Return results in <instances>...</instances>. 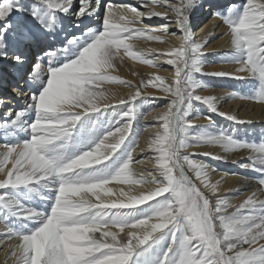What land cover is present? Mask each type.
Masks as SVG:
<instances>
[{
  "label": "snow or ice",
  "instance_id": "snow-or-ice-1",
  "mask_svg": "<svg viewBox=\"0 0 264 264\" xmlns=\"http://www.w3.org/2000/svg\"><path fill=\"white\" fill-rule=\"evenodd\" d=\"M144 6L0 0V264H264V134L241 137L256 121L220 111V97L201 95L210 85L198 78L240 81L247 91L228 98L264 107V0ZM197 10L222 23L220 61L233 71L204 70L214 33L197 40ZM154 17L159 28L144 23ZM141 40L169 47L141 48ZM126 59L174 72L137 85L117 74ZM113 84L135 91L117 97ZM148 85L164 95L142 93ZM159 99L167 104L149 123L144 109ZM198 105L232 127L218 128L211 115L195 124ZM200 146L219 152L192 151ZM200 155L252 173L239 180L253 190L234 203L241 188L221 185L238 174L213 180L217 169ZM146 161L151 167H138Z\"/></svg>",
  "mask_w": 264,
  "mask_h": 264
},
{
  "label": "bare ground",
  "instance_id": "bare-ground-1",
  "mask_svg": "<svg viewBox=\"0 0 264 264\" xmlns=\"http://www.w3.org/2000/svg\"><path fill=\"white\" fill-rule=\"evenodd\" d=\"M113 5H122L127 4L132 7H136L139 11H147L148 7H152L151 4H148V7L144 5L148 3V0H110ZM175 2V0H173ZM119 11V8L116 9ZM157 11H164L163 8H156ZM194 15L195 21H197L195 27L193 28V32L197 40H200L203 37L208 36L209 33H214L209 39L205 48V52L207 53L203 57V67L206 72L212 71H233L236 66L222 63L220 61V56L227 50L228 38L223 36L224 27L222 23L213 17H211L206 10H198ZM163 21L158 18H152V20H148L144 18V23L152 28H159ZM198 26V27H197ZM174 25H170V28H174ZM161 35H163L161 33ZM179 35V33H177ZM141 48H157V49H167L169 44L161 43L157 41H134ZM171 43H178L177 40L171 38ZM119 71L118 75L122 78L131 80L135 84L139 85L140 79L143 78L145 82L149 79L151 73H158L165 77H170L174 68L172 66L163 63L162 61L159 63L158 67H152L149 65H144L139 63L138 61L127 60L124 65H118ZM133 71H137L139 76L132 75ZM198 78L202 79L206 84L210 85L209 88L201 90V95H215L220 97L218 102V108L220 111H225L232 114H237L242 118H250L256 121L255 124L251 126H245L240 129V136L245 137V132L250 133L251 135L245 137L247 139H257L264 134V107L249 101H241L238 98H228V93L236 90L247 91V88H242V82L237 81L232 78H217L212 76H201L198 74ZM106 87L110 88L113 92L116 93L117 97H126L129 92H134L135 89L127 88L122 85L113 84L107 85ZM142 93L150 94L155 96H163L164 93L160 88H154L152 85H148L147 87L141 88ZM167 104L166 99L156 100L151 108H145L144 112L148 116L149 123L153 122L152 117L164 110L165 105ZM200 108V115L197 116L195 113L192 115L191 119L194 120L195 124L203 125L206 124V116L211 115L212 119L216 122V126L218 128L230 129L232 127L231 122L227 121L225 118L218 116L217 114L208 113L206 108L203 105H198ZM145 121L141 119L140 126L142 127ZM154 129H149V131H142L140 136V145L141 147L145 146L146 140L149 138L150 133ZM4 141L0 140V144ZM192 151L202 153L204 151H211L214 153L219 152V148L211 147V146H200L192 149ZM246 156V153L240 152L231 154L228 156L229 160L239 159L241 157ZM142 158V157H137ZM199 160H204L210 166L217 169V171L213 174V180L218 179L224 173H237V176L228 175L225 180L222 182L221 191L226 189H235L237 187L241 188L239 193H235L233 196V202L238 203L242 201L250 191L253 190L254 184H245L243 181L239 180V176H251L252 173L245 172L242 169H239L236 165L231 163H221L218 161L211 160L210 158L204 157L202 155L194 157ZM148 168L151 165L146 161L143 166ZM3 259V252L0 251V260Z\"/></svg>",
  "mask_w": 264,
  "mask_h": 264
},
{
  "label": "rangeland",
  "instance_id": "rangeland-1",
  "mask_svg": "<svg viewBox=\"0 0 264 264\" xmlns=\"http://www.w3.org/2000/svg\"><path fill=\"white\" fill-rule=\"evenodd\" d=\"M198 11V10H197ZM196 12V11H195ZM193 13L192 17H191V22H192V25H193V28L195 27L197 21H195V18H194V15H196V13ZM198 27V26H197Z\"/></svg>",
  "mask_w": 264,
  "mask_h": 264
}]
</instances>
